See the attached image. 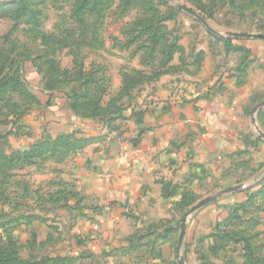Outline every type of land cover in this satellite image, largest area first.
Here are the masks:
<instances>
[{
	"label": "rangeland",
	"instance_id": "obj_1",
	"mask_svg": "<svg viewBox=\"0 0 264 264\" xmlns=\"http://www.w3.org/2000/svg\"><path fill=\"white\" fill-rule=\"evenodd\" d=\"M233 32L264 0H0V264H264V37ZM158 118L153 184L104 198Z\"/></svg>",
	"mask_w": 264,
	"mask_h": 264
},
{
	"label": "crops",
	"instance_id": "obj_2",
	"mask_svg": "<svg viewBox=\"0 0 264 264\" xmlns=\"http://www.w3.org/2000/svg\"><path fill=\"white\" fill-rule=\"evenodd\" d=\"M153 126L151 132L143 135L136 147L127 149L125 157L119 158L116 145L113 149L108 145L104 148V153L99 154L100 158L104 156V198H109L110 201L121 199L123 204H135L137 197L141 195L142 182H152V169L156 170V166L151 162L149 154L161 153L167 144L165 122L159 119Z\"/></svg>",
	"mask_w": 264,
	"mask_h": 264
},
{
	"label": "water",
	"instance_id": "obj_3",
	"mask_svg": "<svg viewBox=\"0 0 264 264\" xmlns=\"http://www.w3.org/2000/svg\"><path fill=\"white\" fill-rule=\"evenodd\" d=\"M179 7L181 9H183L184 11L188 12L189 14L195 16L196 18H198L209 30L213 31L212 28L209 26V24L207 23V21L201 16L199 15L196 11H194L193 9L187 7V6H184V5H179ZM232 35L234 36H240V37H257V36H262L264 37V35L262 34H251V33H240V32H233L231 33ZM261 105H264V102H262L260 104Z\"/></svg>",
	"mask_w": 264,
	"mask_h": 264
}]
</instances>
